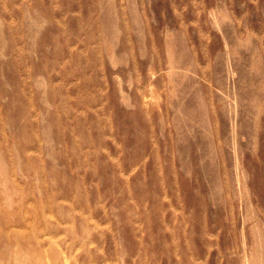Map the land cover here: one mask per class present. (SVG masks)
Masks as SVG:
<instances>
[{
	"label": "rangeland",
	"instance_id": "obj_1",
	"mask_svg": "<svg viewBox=\"0 0 264 264\" xmlns=\"http://www.w3.org/2000/svg\"><path fill=\"white\" fill-rule=\"evenodd\" d=\"M0 264H264V0H0Z\"/></svg>",
	"mask_w": 264,
	"mask_h": 264
}]
</instances>
